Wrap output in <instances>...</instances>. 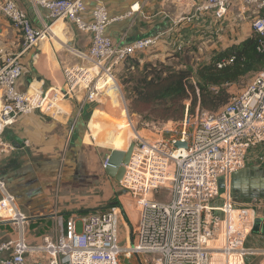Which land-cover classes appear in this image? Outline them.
Instances as JSON below:
<instances>
[{
	"label": "built area",
	"instance_id": "built-area-1",
	"mask_svg": "<svg viewBox=\"0 0 264 264\" xmlns=\"http://www.w3.org/2000/svg\"><path fill=\"white\" fill-rule=\"evenodd\" d=\"M33 1L48 10L52 22L67 19L90 32L91 45L82 56L83 63L63 70L65 92L62 87L46 93L24 92L18 86L24 70L22 55L52 37V24L34 27L16 0H0V12L20 32L24 45L20 53L0 50V138L20 116L53 111L59 95L65 98L84 91L87 100L98 103L103 77L160 41L159 35H147L115 45L106 33L112 19L102 3L90 10L87 19L86 0ZM234 5L250 13L257 49L264 53V0H203L179 22L203 14L222 21ZM180 124V130L163 140L135 138L132 158L118 182L130 201L85 215L82 234L77 232L76 219L70 217L55 238L45 236L42 244H29L26 216L0 177V218L19 226L16 239L0 241V264H31L27 254L34 252H44L46 264H126L125 259L132 264L137 257L139 264H145L148 260L141 258L148 253L158 255L156 264H234L235 255L254 253L244 243L254 227L258 201L238 203L232 178L251 163L264 165V70L218 111L198 107L191 116L187 105ZM180 141L186 146H177ZM107 163L108 157L104 168ZM165 189L168 200L158 199ZM135 210L136 223L123 244L119 237L122 212ZM219 230L222 243L212 246Z\"/></svg>",
	"mask_w": 264,
	"mask_h": 264
},
{
	"label": "crops",
	"instance_id": "crops-1",
	"mask_svg": "<svg viewBox=\"0 0 264 264\" xmlns=\"http://www.w3.org/2000/svg\"><path fill=\"white\" fill-rule=\"evenodd\" d=\"M202 1L86 0L88 11L85 17L90 18V10L96 5L105 4L112 19L106 33L115 45H123L147 35L160 36L155 47L141 51L123 63L126 70L130 69L129 72L139 73L135 69L137 63L142 67L147 62L156 61L175 67L196 68L227 46L254 34L250 13H243L236 5L228 10L222 21L203 14L192 21L179 22ZM16 2L27 13L34 27L44 28L52 24L53 29L50 39L23 53L24 70L18 83L19 89L24 92L34 89V93L62 87L63 70L83 63L82 56L88 53L91 45V33L81 31L67 19L52 22L48 10L33 0ZM236 20L241 22L236 24ZM232 23L240 29L239 32L234 31ZM224 26L229 27L225 30ZM23 48L22 35L0 12V50L20 53ZM108 95L105 110L100 108V103L87 100L83 91L65 97L63 100L69 110L59 106L50 112L35 110L29 115H22L7 127L0 138V177L5 181L8 192L14 196L18 210L26 216L25 236L29 244H42L45 236L55 238L65 220L74 217L77 222L82 221L85 215L108 208V201L125 204L123 197L129 195L118 188V181L103 168V162L111 151L97 147L113 149L116 143L126 146L131 143L124 137H106L97 129L98 117L125 108V104L118 100L123 95L122 91L110 89ZM250 166L264 168V165L256 163L247 167ZM255 174L264 179L260 172ZM253 177L256 176H242L241 186L249 187ZM235 198L238 203L250 200L247 194L240 198L235 195ZM122 213L125 215V211ZM257 213L258 217L264 218V200L262 210ZM121 222L119 237L124 244L125 240L122 239H126L129 227L123 218ZM133 222L130 224L131 230ZM121 233H124L123 236ZM218 233L212 246L222 243L220 230ZM18 235L16 222L0 218V241L16 239ZM245 242L247 248L255 250L254 254L262 256L258 264H264V227ZM141 259L145 260L144 257ZM239 259L241 257H236L234 264H251L249 259L247 262L246 258L240 262ZM27 260L31 264H46L48 256L44 252L28 253ZM132 264H139L138 257Z\"/></svg>",
	"mask_w": 264,
	"mask_h": 264
},
{
	"label": "trees",
	"instance_id": "trees-1",
	"mask_svg": "<svg viewBox=\"0 0 264 264\" xmlns=\"http://www.w3.org/2000/svg\"><path fill=\"white\" fill-rule=\"evenodd\" d=\"M222 61L226 63L220 67ZM135 69L139 73L126 70L130 76L124 82L130 113L155 123H171L184 119L187 105L191 116L197 107L215 112L226 105L231 98L229 85L264 70V53L258 51L257 37L252 34L196 68L156 61L142 67L137 63Z\"/></svg>",
	"mask_w": 264,
	"mask_h": 264
},
{
	"label": "rangeland",
	"instance_id": "rangeland-1",
	"mask_svg": "<svg viewBox=\"0 0 264 264\" xmlns=\"http://www.w3.org/2000/svg\"><path fill=\"white\" fill-rule=\"evenodd\" d=\"M230 21V20H229ZM229 21H227L228 22V25L230 24V22ZM239 22H241V21H239V20H236L235 21V23L236 24H238ZM235 23H232L231 24V27L232 28H234V31L236 30V31H240V29H237L238 27L236 26H233ZM225 27V30L229 27V26H224ZM233 31V30H232ZM231 35H232V33H230ZM236 34V33H235ZM234 34V35H235ZM230 35V36H231ZM231 38V37H230ZM236 38H238V37H236ZM234 38H232V40H233ZM6 52H9V51H6ZM9 53H11V52H9ZM171 65H173V64H171ZM113 75H114V77L116 78V80H117V82L120 84V86H121V89H122V93H123V97H124V106H125V109H126V111H127V113H128V115H129V119H131V121H132V124H133V128L135 129V130H137V131H139V132H141V135H143L144 137H146L149 141H155V140H158V139H160V140H163L164 139V137H170V136H173L174 135V133L173 132H175V131H177V130H180V128H181V124H180V122L181 121H176V122H171V123H155V122H151V121H149V120H147V119H145L144 117H142V116H140V115H137V114H132V113H130V110H129V105H128V100H127V97H126V92H125V86H124V82H125V80H127L128 79V76H130V73L127 71L126 72V70H125V64H123V65H120L119 67H118V69L117 68H115L114 70H113ZM134 75V73L132 72L131 73V76H133ZM135 76V75H134ZM257 75H252V76H250V77H248V78H246L243 82H240V83H235V84H232V85H229L228 87H229V91H230V93H231V95L232 94H235V93H238V92H240V90L243 88V86L246 84V83H248L250 80H252L254 77H256ZM103 78H105V76L103 77ZM62 88H63V90H64V92H65V89H64V87L62 86ZM33 89V88H32ZM111 89H114V88H111ZM114 90H116V89H114ZM33 91H34V89H33ZM33 91H31V92H33ZM47 91H45V92H42V93H46ZM84 92V91H83ZM63 99H65V98H63V96L62 95H59V97H58V101L56 102V104L54 105V109L53 110H55L56 108H64L65 110L67 109V110H69V106H66L65 104V101L63 100ZM99 99H100V101H97L98 103H100V105H101V109H103V110H105V101H106V94H105V91L104 90H102V92H101V94H100V96H99ZM60 106V107H59ZM197 110H198V107H197V109H196V111H195V113L193 114V116H195L196 115V113H197ZM109 119H111V121L113 122L114 121V118L112 117V116H110V118ZM111 121H108V122H111ZM141 129L143 130V131H141ZM131 143H135V138H133L132 139V141H131ZM130 143V144H131ZM95 146H97V145H95ZM98 148H101V149H104L105 151H111L112 150V148H102V147H100V146H97ZM129 148V147H128ZM104 163V162H103ZM103 168H104V166H103ZM105 169V168H104ZM93 174L91 175V179H93ZM90 179V180H91ZM99 180V179H98ZM119 188V187H118ZM118 191L120 190V189H117ZM157 198L158 199H162V200H168V189H165L164 191H163V193H160V194H157ZM127 199H128V197H123V201L125 202V204H127ZM111 201V200H110ZM113 202V203H112ZM249 201H245L244 203H248ZM108 203H109V205H111V204H114V203H116V201H114V200H112L111 201V203L108 201ZM135 212V213H134ZM133 212V214L135 215H131V213H132V211H126V213H125V215H123V219H124V221H125V223H126V225L129 227V229H131V226H130V224H131V222L132 221H134L133 223L135 224L136 223V219H137V212H136V210ZM256 215H257V217L256 218H258V213H257V211H256ZM260 222V220L258 221V223ZM122 223V222H121ZM262 223V222H261ZM121 226V225H120ZM123 228V227H122ZM259 230H260V228H258V226H257V223L254 225V227H253V229L251 230V232L249 233V235L247 236V238H246V240L245 241H247V239H248V237L249 236H251V235H254V233H257V232H259ZM122 231H124L125 232V230L124 229H122ZM77 232L79 233V234H82L83 233V221H81V220H79L78 222H77ZM123 234L124 233H121V236H123ZM125 240V238L124 239H122V241H124ZM125 244V243H124ZM244 246L247 248V245H246V242L244 243ZM238 256L239 257H241L240 255H235L234 257L236 258H238ZM157 257H158V255H156V254H151V253H148V254H145L144 255V258L145 259H147L148 260V263H146V264H156V260H157ZM261 257L262 256H258L257 254H254V253H252V254H247L246 256H244V258H246V262H247V260L249 259L250 261H251V264H258L259 263V261H260V259H261ZM244 258L243 257H241V260L239 259V262L240 261H243L244 260ZM237 262V261H236ZM235 262V263H236Z\"/></svg>",
	"mask_w": 264,
	"mask_h": 264
},
{
	"label": "bare ground",
	"instance_id": "bare-ground-1",
	"mask_svg": "<svg viewBox=\"0 0 264 264\" xmlns=\"http://www.w3.org/2000/svg\"><path fill=\"white\" fill-rule=\"evenodd\" d=\"M101 85L103 87V90L105 91L106 100L109 99L108 92L111 88L122 91L120 84L111 74H107L105 78L102 79ZM35 90H37V88ZM118 100H120L122 103L125 102L123 95ZM110 116L114 118L113 122L111 121V119H109ZM96 126L98 131L106 137H124L131 142L133 138H136L137 136H143L141 135V132L133 128L132 121L131 119H129V115L125 108L115 109L107 114L101 115L97 119ZM129 146L130 145L126 146L121 143H116L114 145V148L126 150Z\"/></svg>",
	"mask_w": 264,
	"mask_h": 264
},
{
	"label": "water",
	"instance_id": "water-1",
	"mask_svg": "<svg viewBox=\"0 0 264 264\" xmlns=\"http://www.w3.org/2000/svg\"><path fill=\"white\" fill-rule=\"evenodd\" d=\"M141 131H143L141 129ZM177 146H186V143L184 142H177ZM135 149V143H131L129 148L126 150H121V149H116L113 148L110 152V154L107 156L108 157V163L105 167V170L107 174L111 177H113L116 181H121L123 178L125 171H126V165L129 164L133 152ZM106 157V158H107ZM261 168L256 167V166H250V167H245L244 169L237 171L236 173L233 174V180H232V186L233 188H238L240 191L245 192L249 189V187L254 186V182L257 183L259 180V174H255L256 172H259ZM249 174L250 176H256L251 178L250 186L249 187H243L241 186V177L242 176H247ZM223 186V183L221 184ZM244 195V194H243ZM242 195V196H243ZM255 195H252L251 197H254ZM241 196L237 195V198H240ZM259 209V208H258ZM260 222L258 223V221ZM262 222V223H261ZM257 223L258 228L264 227V218L258 217L255 219L254 225ZM126 264H130V261L128 259H125Z\"/></svg>",
	"mask_w": 264,
	"mask_h": 264
},
{
	"label": "flooded vegetation",
	"instance_id": "flooded-vegetation-1",
	"mask_svg": "<svg viewBox=\"0 0 264 264\" xmlns=\"http://www.w3.org/2000/svg\"><path fill=\"white\" fill-rule=\"evenodd\" d=\"M260 168V167H259ZM261 173V175L263 176L262 178H264V168H261V170L259 171ZM254 186L253 187H249V189L245 192L240 191V189L238 188H233V192L234 194L237 196H242L243 194H247L248 197L251 198H256L257 202V211L258 210H262V206H263V200H264V179H260L256 182L253 183ZM252 195H255L254 197H251Z\"/></svg>",
	"mask_w": 264,
	"mask_h": 264
}]
</instances>
